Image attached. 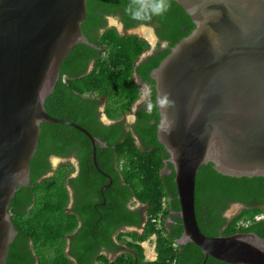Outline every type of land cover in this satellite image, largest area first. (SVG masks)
I'll return each instance as SVG.
<instances>
[{"label": "trees", "instance_id": "obj_1", "mask_svg": "<svg viewBox=\"0 0 264 264\" xmlns=\"http://www.w3.org/2000/svg\"><path fill=\"white\" fill-rule=\"evenodd\" d=\"M167 4L163 13H149L150 18L137 19L132 16L137 0H87L82 31L93 45L79 42L65 56L54 90L45 99V108L49 114L75 121L107 142L105 146L97 144L96 159L112 182L102 190L109 177L95 166L92 142L84 132L66 123L41 122L37 149L30 162L31 183L19 186L10 200L9 210L13 208L17 214L13 221L18 233L9 244L6 264H74L71 257L78 264H91L94 260L98 264H233L206 256L193 241L180 242L184 228L178 215L175 169L157 135L160 113L151 71L173 45L191 32L195 23L177 1L167 0ZM96 8L120 14L126 28L158 23V35L167 42L166 47L154 49L138 62L150 48L149 41L138 34H122L116 26H105ZM135 75L151 84V107L143 108L132 128H126L124 116L142 92ZM102 98L104 112L112 120L107 124L100 121L98 108ZM74 150L81 165L75 182L85 197L68 208L70 162L62 164L52 176L38 178L49 168L48 154L68 156ZM166 165L169 170L163 171ZM133 197L147 206L146 222L141 232L132 229L118 234L117 239L124 240L132 251L110 259L100 253L101 244L122 249L124 245L115 242L112 234L123 225L137 226L142 222L139 209L128 205ZM232 202L246 206L227 222L220 215V208ZM261 210L264 211V175L232 176L216 170L212 162L201 165L196 175L195 211L205 234L243 231L264 238V218L253 220ZM159 213L160 226L153 220ZM246 220L251 222L245 224ZM73 232L71 248L66 250V235ZM153 234L156 257L147 259L142 242Z\"/></svg>", "mask_w": 264, "mask_h": 264}, {"label": "water", "instance_id": "obj_2", "mask_svg": "<svg viewBox=\"0 0 264 264\" xmlns=\"http://www.w3.org/2000/svg\"><path fill=\"white\" fill-rule=\"evenodd\" d=\"M175 1L195 26L151 76L160 113L157 135L175 169L180 242L193 241L206 256L229 263L264 264L263 237L243 231L207 235L195 211L201 165L212 162L232 176L264 175V0ZM86 13L87 0H0V264H6L18 232L10 200L29 179L41 122L84 132L95 166L109 177L102 190L112 182L96 159L97 144L107 142L45 108L65 56L79 42L93 45L82 31Z\"/></svg>", "mask_w": 264, "mask_h": 264}, {"label": "flooded vegetation", "instance_id": "obj_3", "mask_svg": "<svg viewBox=\"0 0 264 264\" xmlns=\"http://www.w3.org/2000/svg\"><path fill=\"white\" fill-rule=\"evenodd\" d=\"M97 9V13L101 14L102 15V19H103V22H104V25L105 26H116V23L118 24H121L122 26V29L123 30H126L127 29H130V28H136L138 26H141V25H146L148 27L151 28V33H152V36H153V40L155 39V44L151 47V43H150V48L145 51L144 53H142V55L145 54V57L144 59L153 52L154 49L156 48H159V49H163L164 47H166L167 45V42L165 40H162L160 39V36L158 35V32H157V29H156V26H159V24L157 23L156 25H153V24H146V23H142V24H138L136 26H133V27H128L126 28L123 24V21L121 19V16L120 14H110V13H104L103 11H101L99 8H96ZM192 18V17H191ZM103 28L99 29V31H102ZM145 38V37H144ZM141 55V56H142ZM93 66V63L91 62L90 66H89V70L92 68ZM136 77L138 78V83L140 84V87H141V95L140 97L143 95V98L142 100H140L139 102H137V105L135 106V108H131V113H130V116L129 117H126L124 116V120H125V127L126 128H132L133 124L136 122L137 120V115L138 113L143 109V108H150L151 107V84L149 82H145L139 75H136ZM155 88H156V82H155ZM139 97V98H140ZM138 98V99H139ZM103 99V98H102ZM136 103V102H135ZM156 105H157V102H156ZM158 107V106H157ZM104 108H105V100L103 99V103L99 106L98 110H99V115H100V121H102L103 123H110L112 122V120L108 117L106 118H103L102 117V112H104ZM159 111V109H158ZM105 114V112H104ZM107 116V115H106ZM139 142V138L137 139ZM46 158V157H45ZM48 158V165H49V168L38 178V180H42L46 177H49V176H52L55 171L64 163L66 162H70V167H72L71 171L69 172V175L67 177V187L69 189V193H70V203L68 205V208H72L73 207V204L77 201V200H80V199H83L85 196L81 193L80 191V188H79V185L75 182V179L78 177V175L80 174V170H81V165H80V159L77 155V151L74 150L72 151V153L68 156H61V155H57V154H48L47 156ZM94 162V161H93ZM164 169H168L167 165L165 166ZM74 179V182H72V180ZM31 183V171H30V176H29V179L27 181L26 184L24 185H28ZM104 185V184H103ZM102 185V186H103ZM102 188V187H101ZM86 192V191H85ZM88 195H91V193L89 192H86ZM84 196V197H83ZM94 198H96L95 195H92ZM83 197V198H82ZM105 201V200H104ZM103 201V202H104ZM239 202H232L231 204H229L228 207L226 208H220V215L223 217V218H226L227 219V222L231 219V217L235 214H232L233 212V208H232V205L233 204H237ZM218 204H221L220 201L218 202ZM33 205L30 204L28 206V208H30L31 206ZM128 205L131 207V208H137L139 209L140 213L143 215V219H142V222L141 224L139 225H123L122 227L120 228H117L115 230V232L112 234V238L115 242L119 243V244H125V243H121L120 241L121 240H118L117 239V236L118 234L121 232V231H126V230H132V229H135V230H143V226L146 222V207L144 206V204L140 203L139 201H137L134 197L131 198L128 202ZM242 207H240L241 209ZM230 209V210H229ZM9 212L11 213V219L13 221V217H15L17 214L16 212L13 210V208H11V210H9ZM13 224H14V221H13ZM81 224V223H80ZM15 226V224H14ZM81 226V225H80ZM18 231V230H17ZM140 231V232H141ZM75 233L77 232V229L74 231ZM74 232L72 234H67L66 235V239H67V248L66 250H69L71 248V245H72V235L74 234ZM94 232H96V230L94 229ZM18 233V232H17ZM16 236V235H15ZM14 240V239H13ZM124 247V246H123ZM118 250H113V249H109L107 248L106 246H104V244H101V250H100V253H105V254H114L115 252H117ZM99 254V253H98ZM72 259H74V264H78V262L75 260L74 257H71ZM91 264H98V261L97 260H94Z\"/></svg>", "mask_w": 264, "mask_h": 264}, {"label": "rangeland", "instance_id": "obj_4", "mask_svg": "<svg viewBox=\"0 0 264 264\" xmlns=\"http://www.w3.org/2000/svg\"><path fill=\"white\" fill-rule=\"evenodd\" d=\"M116 27L118 28V30H119V32H121V33H132V32H135L136 34H138V35H141L142 37H145V38H147V39H149V41H150V43H151V47L155 44V39L154 40H151L150 38H148L146 35H144V34H142V33H140L139 32V29H141L142 28V26H138V27H136V28H134L133 29V31L132 30H122L121 28H120V26H119V24L118 23H116ZM154 36V35H153ZM135 79H136V81H138V78L136 77V75H135ZM142 98H143V95L136 101V103H134V105H133V108H135V106L137 105V102H139L140 100H142ZM132 108V109H133ZM131 113V112H130ZM130 113H127L125 116L126 117H129L130 116ZM102 117L103 118H106V116H105V114H104V112H102ZM137 142H138V144H140V142L137 140ZM167 169H164L163 168V171H166ZM144 206L145 207H147L145 204H144ZM232 208H233V212H232V214H234V213H237L239 210H240V206H238L237 204H233L232 205ZM230 210V209H229ZM170 220H171V218H168V222H170ZM139 232L141 231V230H138ZM152 237H149L147 240H145V242H142V244L145 246V248H146V250H147V252H146V250H145V254H146V257H147V259H150V257H151V251H150V249L151 248H153V246H154V240H153V238H152V240L150 241V242H148V240L149 239H151ZM121 243H125V241L124 240H122V241H120ZM150 247V248H149ZM129 251H132V249H130L129 247H127L125 244H124V247L122 248V249H120V250H118L117 252H115L114 254H108V256H109V258H115L119 253H122V252H129Z\"/></svg>", "mask_w": 264, "mask_h": 264}, {"label": "clouds", "instance_id": "obj_5", "mask_svg": "<svg viewBox=\"0 0 264 264\" xmlns=\"http://www.w3.org/2000/svg\"><path fill=\"white\" fill-rule=\"evenodd\" d=\"M138 6L132 11V16L137 19H148L150 14H161L167 7V0H137Z\"/></svg>", "mask_w": 264, "mask_h": 264}, {"label": "built area", "instance_id": "obj_6", "mask_svg": "<svg viewBox=\"0 0 264 264\" xmlns=\"http://www.w3.org/2000/svg\"><path fill=\"white\" fill-rule=\"evenodd\" d=\"M163 202H164V205H165V199H163ZM161 218H162V213H159L157 218L153 219L155 222H157L158 226L161 225ZM263 218H264V211H261V212H259V213L254 215L253 220H260V219H263ZM249 222H251V220H246L245 224H248ZM150 237H152L153 240H155V234L151 235ZM152 238L149 239L148 242H150L152 240ZM153 248H154V246H153Z\"/></svg>", "mask_w": 264, "mask_h": 264}, {"label": "bare ground", "instance_id": "obj_7", "mask_svg": "<svg viewBox=\"0 0 264 264\" xmlns=\"http://www.w3.org/2000/svg\"><path fill=\"white\" fill-rule=\"evenodd\" d=\"M151 28H144V27H142L141 29H139V32L140 33H142V34H144V35H146L148 38H150L151 40H153V36H152V33H151ZM262 211V210H261ZM163 212V211H162ZM257 213V212H256ZM246 217V216H245ZM240 219H242V218H240ZM238 221H240V220H238ZM241 222V221H240ZM243 223V222H242ZM241 223V224H242ZM240 227V226H239ZM241 227H243V226H241Z\"/></svg>", "mask_w": 264, "mask_h": 264}, {"label": "crops", "instance_id": "obj_8", "mask_svg": "<svg viewBox=\"0 0 264 264\" xmlns=\"http://www.w3.org/2000/svg\"><path fill=\"white\" fill-rule=\"evenodd\" d=\"M144 242H145V241H144ZM149 248H150V247H149ZM150 251H151V257H150V259L155 258V257H156V251L154 250V248H151ZM146 252H147V250H146ZM110 259H112V258H110ZM113 259H114V258H113Z\"/></svg>", "mask_w": 264, "mask_h": 264}]
</instances>
